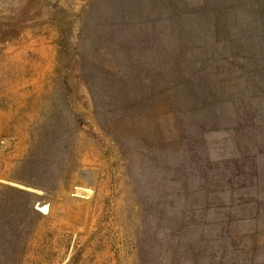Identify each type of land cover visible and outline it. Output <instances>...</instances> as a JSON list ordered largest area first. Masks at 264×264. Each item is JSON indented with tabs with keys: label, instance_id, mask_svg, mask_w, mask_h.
I'll return each mask as SVG.
<instances>
[{
	"label": "rangeland",
	"instance_id": "obj_1",
	"mask_svg": "<svg viewBox=\"0 0 264 264\" xmlns=\"http://www.w3.org/2000/svg\"><path fill=\"white\" fill-rule=\"evenodd\" d=\"M87 1L0 0V256L9 239L17 242L5 229L26 230L11 264H159L167 247L160 239L170 225L158 226L161 204L168 212L181 205L173 174L161 172L174 165L166 155L181 151L176 140L187 129L179 115L137 118L118 144L96 114L77 62ZM245 3L236 11L240 17L249 15ZM158 36L177 39L172 29ZM216 36L191 38L184 55L205 64L209 84L222 85L225 106L241 98L253 104L243 114L253 113L261 97L251 58H235L228 41ZM226 125L200 135L212 160L236 156L237 124ZM49 165L58 169L53 176ZM11 186L35 193L40 214L24 211L27 197L12 194ZM242 226L237 223L239 233Z\"/></svg>",
	"mask_w": 264,
	"mask_h": 264
},
{
	"label": "trees",
	"instance_id": "obj_2",
	"mask_svg": "<svg viewBox=\"0 0 264 264\" xmlns=\"http://www.w3.org/2000/svg\"><path fill=\"white\" fill-rule=\"evenodd\" d=\"M246 1L239 4L244 6ZM233 2L206 0L192 5L189 0H88L81 16L76 42L82 48L77 59L81 78L98 118L116 134L113 140L122 144L137 118L146 122L152 115L178 114L187 129L185 133L181 129L182 137L176 140L182 144H178L181 151L166 155L174 165L161 171L173 174L172 183L181 194L176 202L181 200V205L171 204L168 212L166 204H161L158 226L170 225L160 239V246L167 247L159 264H264V0L245 3L249 15L244 17L236 12L241 6ZM89 27L87 37L84 31ZM165 29H172L177 39L159 37ZM216 35L228 41L235 58L245 62L251 58V72L260 82L254 92L261 97L253 113L243 114L253 104L241 98L232 107L225 106L219 98L222 85L209 84L205 64L184 55L191 38ZM62 46L67 50V45H60L61 50ZM172 52L175 54L168 56ZM224 109L235 113L229 115ZM232 122L237 124L240 141L236 156L210 159L200 135ZM192 133L196 139L189 138ZM57 170L56 166L46 167L51 176ZM8 190L27 197L24 211L40 214L35 193L12 186ZM240 221L245 224L244 233L236 230ZM5 231L7 236L15 234L17 242L14 245L11 238L2 247L0 264H11L21 247L18 238L26 230ZM259 245L261 250H257Z\"/></svg>",
	"mask_w": 264,
	"mask_h": 264
}]
</instances>
